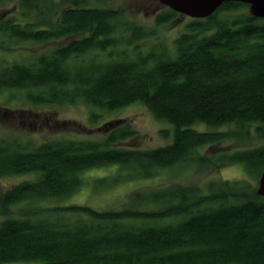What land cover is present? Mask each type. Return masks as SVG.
Instances as JSON below:
<instances>
[{"label":"trees","instance_id":"16d2710c","mask_svg":"<svg viewBox=\"0 0 264 264\" xmlns=\"http://www.w3.org/2000/svg\"><path fill=\"white\" fill-rule=\"evenodd\" d=\"M92 2L19 0L22 15L40 19L13 15L0 25L17 40L67 39L31 65L1 69L0 90L36 89L35 104L84 101L108 113L101 138H55L35 148L0 139V178L38 174L0 191V264H264V197L253 183L264 169V18L240 1L207 18L163 6L157 29L189 18L167 43ZM152 36L153 44H136ZM133 104L168 125L158 132L164 144L141 148L130 121L110 118ZM234 164H243L246 178L133 190L120 208L51 204L80 192L94 168L127 170L113 175L115 183L178 166Z\"/></svg>","mask_w":264,"mask_h":264},{"label":"rangeland","instance_id":"374dc122","mask_svg":"<svg viewBox=\"0 0 264 264\" xmlns=\"http://www.w3.org/2000/svg\"><path fill=\"white\" fill-rule=\"evenodd\" d=\"M58 1V0H56ZM90 5H102L124 12L125 21H135L145 26L149 31H155L154 37L164 39L167 43L184 30L189 18L184 16L179 25L167 26L157 29L154 17L162 10L163 5L159 0H92ZM19 0H2L0 2V25L12 17L18 16V21L26 23L37 22L40 17L36 14L22 15L18 7ZM53 16V15H52ZM13 18V17H12ZM120 36V34H119ZM129 38V35H126ZM139 41L136 44L147 47L156 40ZM14 39V40H13ZM65 40L51 42H35L17 40L8 37L0 31V70L13 64L31 65L37 57L50 52L56 44ZM29 93L36 94V89L5 88L0 90V139L13 141L19 140L28 148H35L43 142L55 138L87 139L103 137L100 126L108 118L104 110L89 106L84 101L65 104H35ZM95 115V116H94ZM110 118H122L130 121L140 133V147L150 148L164 144L166 139L159 136L158 132L168 125L157 120L153 114L141 104H133L109 115ZM227 129V126L222 127ZM118 172H127L118 165H109L90 169L84 172L86 184L75 196L64 200H52L51 204L88 203L98 208H120L126 203V198L133 190L144 191L149 188L160 187L168 183H205L209 179H243L246 173L243 164H234L222 169L196 170L194 167L178 166L161 170L153 177L136 180H123L114 182L113 175ZM35 174H11L0 178V191L13 187L15 184L37 177ZM106 176H110L106 178ZM126 177V174L123 175ZM97 179V180H96ZM108 180L112 185L105 186L99 181ZM97 182V185L95 183ZM258 185V180L253 181ZM1 193V192H0ZM24 204V203H23ZM22 203L14 207V214L18 216L22 211ZM0 217V221H1ZM17 264H31L21 262Z\"/></svg>","mask_w":264,"mask_h":264},{"label":"water","instance_id":"95a60500","mask_svg":"<svg viewBox=\"0 0 264 264\" xmlns=\"http://www.w3.org/2000/svg\"><path fill=\"white\" fill-rule=\"evenodd\" d=\"M227 1L246 3L253 16L264 18V0H159L163 6L192 18L210 17ZM257 193L264 197V169L258 181Z\"/></svg>","mask_w":264,"mask_h":264}]
</instances>
